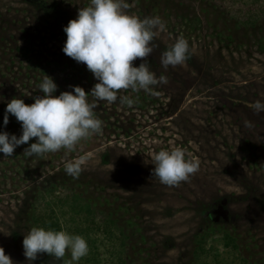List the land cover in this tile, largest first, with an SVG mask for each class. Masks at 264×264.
I'll return each mask as SVG.
<instances>
[{
  "label": "rangeland",
  "instance_id": "374dc122",
  "mask_svg": "<svg viewBox=\"0 0 264 264\" xmlns=\"http://www.w3.org/2000/svg\"><path fill=\"white\" fill-rule=\"evenodd\" d=\"M89 2L0 0V131L21 134L14 116L3 125L6 102L20 97L31 104L43 95L39 85L46 75L58 86L54 95L74 85L88 92L96 83L86 65L62 51L63 27ZM127 2L130 14L159 16L166 24L146 62L167 83L151 93L121 90L112 104L98 102L102 134L73 151L28 157L25 144L11 157L0 156V246L14 264H29L23 234L49 203L69 234L86 225L97 233L89 249L97 248L106 264H195L196 233L210 222L221 228L209 243L222 257L231 256L225 230L238 244L235 263L243 257L264 264V113L255 115L250 107L264 102V0ZM180 37L189 42L190 58L165 69L160 55ZM175 148L199 160V171L166 186L151 175V157ZM80 156L88 160L73 178L65 165ZM88 207L96 216L87 214ZM99 211L121 233L113 226L103 231L108 224ZM88 257L72 264H89ZM68 261V253L63 261L41 254L33 264Z\"/></svg>",
  "mask_w": 264,
  "mask_h": 264
},
{
  "label": "clouds",
  "instance_id": "9594fccd",
  "mask_svg": "<svg viewBox=\"0 0 264 264\" xmlns=\"http://www.w3.org/2000/svg\"><path fill=\"white\" fill-rule=\"evenodd\" d=\"M127 0H90L80 7L74 19L63 27L66 39L63 53L77 63L86 65L96 83L86 92L74 85L71 91H57L54 79L46 75L39 85L42 96L26 104L20 97L6 102L3 125L14 116L21 125L19 136L0 131V156L11 157L15 149L27 144L28 157H44L60 150L73 151L84 139L102 134L103 122L95 113L100 101L112 104L121 90L153 92L158 85L166 84L165 76L159 78L146 62L157 47L154 41L166 30L159 16L140 18L130 14ZM190 58V45L183 37L177 38L170 48L160 55L165 68L183 65ZM142 62L136 66L134 61ZM89 95L93 98L89 100ZM121 103L132 106L134 101L119 97ZM255 115L264 113V102L250 105ZM34 142L29 143L30 140ZM88 160L87 156L68 162L65 173L79 177ZM151 175L166 186H178L199 171V160L188 159L182 148L159 150L151 157ZM23 255L29 264L41 255L48 254L63 261L66 253L70 261L79 262L89 254L87 240L65 230L33 226L23 234ZM0 264H14L10 255L0 246Z\"/></svg>",
  "mask_w": 264,
  "mask_h": 264
},
{
  "label": "trees",
  "instance_id": "16d2710c",
  "mask_svg": "<svg viewBox=\"0 0 264 264\" xmlns=\"http://www.w3.org/2000/svg\"><path fill=\"white\" fill-rule=\"evenodd\" d=\"M86 211L87 214L96 216V213L93 209L88 207L86 208ZM100 214L105 223L108 224L105 229L103 228V231L110 233L113 226V228L117 227L121 233L122 230L119 229L110 215L103 212H100ZM92 221L94 220L92 219ZM33 222L36 227H43L46 229L50 228L53 230H63L61 220H59V218L56 216L54 208L49 203H46L44 209L37 211L33 215ZM87 226L88 225L84 227L76 226L77 228H75L76 230L74 231L76 232V235L84 237L87 240V243L96 245L97 233L90 232ZM220 229L221 228H219L216 224L210 222L209 224H206L202 230L196 233L195 247L193 250L195 264H237L235 263V259L231 256L236 255L235 253L238 251V244L236 243L235 237L232 236L228 231H222V236L224 239V245L230 247L229 252L231 256H229V258L222 257L221 251L215 245V243H209V240L213 239L218 234V231H221ZM98 256L99 253L97 248L89 249L88 260L91 261L89 262V264H106L105 262L101 261ZM238 258V264H249L245 258Z\"/></svg>",
  "mask_w": 264,
  "mask_h": 264
}]
</instances>
